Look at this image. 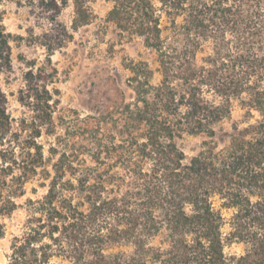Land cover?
I'll return each instance as SVG.
<instances>
[{"label": "trees", "instance_id": "1", "mask_svg": "<svg viewBox=\"0 0 264 264\" xmlns=\"http://www.w3.org/2000/svg\"><path fill=\"white\" fill-rule=\"evenodd\" d=\"M92 1L28 0L48 54L24 74L34 115L15 129L0 84V238L32 177L46 193L26 199L4 264H264V0H107V21L157 67L131 63V100L57 134L51 54L93 19ZM2 2L0 81L12 70ZM185 136L201 139L192 155Z\"/></svg>", "mask_w": 264, "mask_h": 264}, {"label": "rangeland", "instance_id": "2", "mask_svg": "<svg viewBox=\"0 0 264 264\" xmlns=\"http://www.w3.org/2000/svg\"><path fill=\"white\" fill-rule=\"evenodd\" d=\"M91 6L95 14L93 19L77 30H71L72 39L51 54L58 71L54 84L59 89L60 100L58 111L54 114L57 134H63L68 124L75 127L78 117L97 114L123 99L131 100L132 91L127 86L132 75L129 70L131 63L147 61L153 70L157 67L154 53L143 45L141 38L121 35L114 24L107 21L111 2L93 0ZM2 8L5 12L3 24L10 34L12 70L1 75L0 84L7 95L8 110L15 129L23 118L28 121L34 115L30 107L19 101L20 90L25 86L24 74L31 62L41 65L48 54L41 45L47 26L37 15V5H31L28 0H3ZM72 18V6L64 8L59 16V20L69 28ZM159 79L160 74L154 71L152 82L156 83ZM232 114L238 119L241 111L235 106ZM54 138L47 134L39 138L45 156H48V148ZM200 141V137L185 136L180 144L187 155H192L198 151ZM42 181L40 176L32 177L25 185V195L15 199L19 207L10 217L3 219L6 234L0 238V264L5 263L10 238L25 218L26 199H36L46 193V187L40 185ZM225 215L228 213L225 212ZM239 248L232 245L225 250Z\"/></svg>", "mask_w": 264, "mask_h": 264}]
</instances>
